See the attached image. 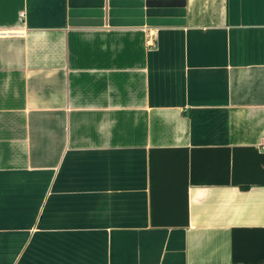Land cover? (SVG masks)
Segmentation results:
<instances>
[{"label": "crops", "instance_id": "0c3cea01", "mask_svg": "<svg viewBox=\"0 0 264 264\" xmlns=\"http://www.w3.org/2000/svg\"><path fill=\"white\" fill-rule=\"evenodd\" d=\"M67 11L0 0V264H264V0Z\"/></svg>", "mask_w": 264, "mask_h": 264}, {"label": "water", "instance_id": "95a60500", "mask_svg": "<svg viewBox=\"0 0 264 264\" xmlns=\"http://www.w3.org/2000/svg\"><path fill=\"white\" fill-rule=\"evenodd\" d=\"M70 26H181L187 0H66Z\"/></svg>", "mask_w": 264, "mask_h": 264}]
</instances>
